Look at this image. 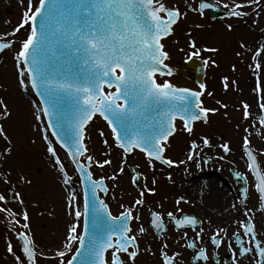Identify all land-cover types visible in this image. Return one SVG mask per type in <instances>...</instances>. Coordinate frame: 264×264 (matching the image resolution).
I'll list each match as a JSON object with an SVG mask.
<instances>
[{
  "label": "snow or ice",
  "instance_id": "obj_1",
  "mask_svg": "<svg viewBox=\"0 0 264 264\" xmlns=\"http://www.w3.org/2000/svg\"><path fill=\"white\" fill-rule=\"evenodd\" d=\"M248 2L257 4L259 0ZM188 6L201 15L206 9L214 7L207 0H201L195 8ZM224 7L229 8V5L225 4ZM243 7V3L234 4L228 15L246 16L248 13L240 11ZM182 15L186 13H182L178 7H166L162 0H39L38 6H34L32 0H29L28 9L23 13L20 24L11 33L14 36L26 25H30V34L22 42L15 57L19 70V86L24 91H35L41 98L42 105L36 109L34 115L37 122H42V117L48 118L43 139L47 142V152L54 160L53 166L58 167L63 177V184L71 185L73 177L69 175L57 154V148L49 138V130L51 136L66 150L74 171L78 172L84 185L83 211L76 202L75 190L70 189L67 202L70 214L74 213L76 222L70 226L66 242L55 253L59 257L58 264H135L140 246L130 222L140 220L141 217L133 216L131 207L119 216H114L108 204L97 196V189L105 194L109 191L105 178H94L91 169L93 166H111L113 161L110 157L114 146L121 150V163L109 177L111 180H116L125 173L128 157L137 150L145 154L153 171L155 161L172 166L176 161L167 158L165 152L168 147L166 142L177 131L175 120L178 117L183 120L184 130L191 134L193 121L199 120L201 114L206 121L207 114L215 111L201 106L200 97L203 92L178 87L167 80L160 83L156 79L157 73L164 75L165 70L168 75L172 74V70L165 63L169 53L164 50L161 40L172 33V26ZM7 35L9 34H4ZM12 46L13 42L0 39V52ZM191 46L196 47L195 41ZM205 50L217 51L214 48ZM261 51L264 49L257 50L254 60L260 57ZM255 67L259 69L261 64L256 63ZM223 79L227 89L228 77ZM105 88L114 91H105ZM200 88L204 89L205 85L201 83ZM257 88L259 89V77ZM243 107L247 119L250 115L249 105L245 103ZM259 108L264 110V102L259 104ZM0 109V121L11 117V109L2 97ZM97 114L107 122L113 137L110 143L104 130H99L102 143L106 147V158L103 160L90 154L89 146L85 142L87 127ZM259 122L264 125V116ZM0 136L7 144L0 152V158L7 159L12 155L14 145L2 122ZM203 142L205 145L209 144L207 138ZM197 147L193 141L188 160L194 158ZM222 147L225 152L230 150L227 145ZM244 147L248 156V167L256 179L255 188L259 193L260 208L264 211V170L261 169L257 156L253 154L247 136ZM236 175L241 176L240 173ZM21 179L25 183H31L24 176ZM0 183L9 184L10 176L0 172ZM131 183L139 189L141 198L135 200L137 206L144 204L145 192L156 191L155 188L148 187V177L139 171V165L132 166ZM151 183H157L155 177ZM243 194L247 199V187L243 188ZM183 199H178L177 204ZM0 202H3L0 204V212L16 217L15 211L4 206L8 203L4 194H0ZM18 202L24 203L23 199ZM21 215L25 221L23 229H29V211L25 208ZM167 216L178 230L194 228L202 223L195 216L177 217L173 212H168ZM245 216V220L237 221L239 229L233 233V238L239 245L238 255L245 258L251 256L253 259L250 264H264V241L257 238L252 216L247 212ZM81 218L82 232H78ZM14 223L20 225V220L15 219ZM149 226L157 233L166 231L163 215L153 211ZM138 232L141 235L146 234L148 228L140 224ZM221 232L224 236L228 235L226 229H217L210 237L216 248L224 243ZM182 235L187 236V233ZM16 236L21 242L26 260L16 255L11 241L7 244V252L18 264H37V245L30 231L17 232ZM244 237H250L247 246ZM75 244L79 247L67 259ZM228 246L235 259L237 252L232 248L231 240L228 241ZM167 247L168 244L164 243L161 250L163 264H175V257L179 253L169 256L163 250ZM188 247L195 249L197 245L193 241ZM196 259L207 261V249H199ZM236 264H239L238 260Z\"/></svg>",
  "mask_w": 264,
  "mask_h": 264
},
{
  "label": "rangeland",
  "instance_id": "obj_2",
  "mask_svg": "<svg viewBox=\"0 0 264 264\" xmlns=\"http://www.w3.org/2000/svg\"><path fill=\"white\" fill-rule=\"evenodd\" d=\"M215 1H220L222 4L234 3L232 0ZM197 2L198 0L167 1L169 6L178 7L182 13H186L174 27L173 35L164 40L165 48L169 53L168 63L178 71V74L171 78L172 81H167L179 86H192L186 78L182 63L190 55V50H194L191 47V39L196 41L198 47L206 45L211 46L210 48L218 47L217 53L215 51L207 54L209 62L206 83L208 88L203 89L202 95V107L215 109V111L207 114L206 121L195 123L191 134L184 130L182 122L178 121V130L167 142L168 147L165 152L167 158L176 161L169 168L154 162L155 170L153 171L149 167L146 156L137 151L128 157L125 173L119 175L116 180H111L109 177L121 163V150L115 146L111 152L110 158L113 161L111 166L104 168L93 166L91 171L94 177L103 176L105 178L111 190L107 195V200L116 211L134 207L139 213L145 207L135 205V200L141 197L139 189L131 183V165L133 164L139 165L141 173L148 177V187L155 189L156 184L153 185L151 181L153 177L156 179V175H174L173 177L168 176L167 179L162 177L156 181L160 187L177 188L182 187V183H188L189 175H207L209 171L212 172L208 173L209 175H232L230 170L235 169L244 175H252L248 162L239 149L247 136L264 170V125L259 122L264 116V110L259 108V104L264 102V51H261L260 57L253 59L257 50L264 49V3L250 20L247 17L241 21L236 19L227 21L211 20L207 14L202 16L192 9L190 11L188 5L195 8ZM32 3L38 6L39 0H32ZM28 4L29 0H0V39L13 40L15 43L13 48L0 55V97L8 103L12 113L10 118L0 122L4 124L14 145L10 157L0 158V172L6 170L10 176L9 184L0 183V194L8 198L6 188L12 186L20 193V199L24 201L20 204L10 202L8 199V203L4 204L5 207L17 213L14 218L0 212V264H18L15 258L7 252L9 241L13 244L14 251L20 249V243L15 236L16 231H30L39 253L37 264H58L59 257H56L55 253L66 242L68 230L75 223L74 213L70 214L71 210L67 202L70 189L75 190L76 202L82 210L80 201L82 196L80 195V199L78 197L79 191L82 193V188L78 173L74 171L66 152L58 145L49 131V138L56 146L57 154L64 162L69 175L73 177L71 185L63 184V177L58 167L53 166L54 160L47 152V142L43 139V133L47 127L44 117H42V122H37L34 115L36 109L40 107L39 102L31 89L24 91L19 86V70L15 57L21 49L22 42L30 34L31 28L30 25H26L14 36L11 33L20 24L23 13L28 9ZM228 24L232 26V30L228 29ZM195 25H199L200 28L198 29ZM5 33L9 35L4 36ZM256 63L261 64L259 69L255 67ZM222 77H228L227 89L224 86L225 82H222ZM258 77L259 89L257 88ZM11 94L24 96L26 99V105H22L16 112L9 103ZM245 103L249 105L250 115L247 119L244 116L243 105ZM100 129L104 130L109 142L112 143L111 133L99 117H95L88 125L85 142L89 146L90 154L103 160L106 158L104 156L106 147L99 135ZM205 138L209 141L208 145L203 142ZM193 141L198 145L195 149L196 155L192 160H188ZM223 145H227L230 150L225 152ZM5 147L7 144L0 136V152ZM205 156H216L217 160L207 162ZM21 176L31 180V183H25ZM141 186H143V181ZM149 193L153 194V192ZM147 198L150 199L151 196ZM25 208L30 214L29 229L22 227L25 221L21 213ZM257 211V221L262 224L259 226H264V215H261L259 210ZM61 213L65 218L60 216ZM15 219L20 220V225L14 223ZM65 230H67L66 238H64ZM258 230L261 235L264 229L261 230L258 227Z\"/></svg>",
  "mask_w": 264,
  "mask_h": 264
},
{
  "label": "flooded vegetation",
  "instance_id": "obj_3",
  "mask_svg": "<svg viewBox=\"0 0 264 264\" xmlns=\"http://www.w3.org/2000/svg\"><path fill=\"white\" fill-rule=\"evenodd\" d=\"M234 3L227 2L229 5L243 3L245 7L240 11L248 13L246 16H252L257 11L259 4H251L248 0H232ZM244 16V17H246ZM233 17V16H232ZM238 19L240 17H237ZM204 47L202 48V50ZM207 49V48H206ZM208 54L204 49L203 56ZM199 55H190V57ZM201 58V57H200ZM186 78L195 85L192 68L185 73ZM164 77H158V82L163 83ZM197 86V85H195ZM196 87H192L195 90ZM207 159L208 157L205 156ZM174 175H156V180ZM188 183H182V187H160L156 183V194L150 199H145V206L142 211L133 216L142 217L140 220H132L131 226L138 236L140 246L139 255L136 258L135 264H163L161 250L164 243L168 244L167 249H163L172 256L174 253H179L175 257V264H250L251 256L245 258L240 257L239 245L236 244L233 238V233L239 229L237 221L245 220V213L252 216L256 226L258 238L264 241V226H259L261 222L257 221V213L264 215V211L260 208L259 193L255 188L256 179L254 175H189ZM173 184V182H170ZM248 188V197L245 199L243 188ZM147 196L150 194L145 193ZM183 197L179 204L177 200ZM154 203V204H152ZM250 210V211H249ZM160 212L164 217L166 231L157 233L149 226L151 213ZM173 212L177 217L184 215L195 216L198 223L194 228L186 227L177 229L173 222L168 218L167 213ZM117 214V213H116ZM144 222V223H143ZM143 224L148 228L147 234L141 235L138 232V227ZM262 225V224H261ZM258 227L263 230L260 235ZM202 229V231H201ZM217 229H226L228 235L224 236L221 232V238L224 243L219 248H216L210 240V237ZM187 233L183 236L182 233ZM199 233V235H197ZM243 235V233H241ZM246 246L250 237H244ZM231 240L232 248L236 250L237 256L234 259L233 252L228 246V241ZM195 242L197 248L188 247V244ZM207 249L209 259L197 260L196 257L199 249ZM127 260V256L124 257Z\"/></svg>",
  "mask_w": 264,
  "mask_h": 264
},
{
  "label": "water",
  "instance_id": "obj_4",
  "mask_svg": "<svg viewBox=\"0 0 264 264\" xmlns=\"http://www.w3.org/2000/svg\"><path fill=\"white\" fill-rule=\"evenodd\" d=\"M169 6V5H168ZM173 8V7H172ZM215 14H217V12H215V13H213V15L212 16H215ZM219 14H221V13H219ZM1 53V52H0ZM194 68H195V72H196V80L198 81V82H202V77H203V71H202V68L201 67H197V71H196V66H194ZM176 85V84H175ZM177 86H179V85H177ZM106 89V88H105ZM39 98H40V96H38ZM40 100H41V98H40ZM121 103H123V101H120ZM179 118V117H178ZM46 119H48L47 117H46ZM200 119H204L203 118V114H201V118ZM45 120V119H44ZM194 122V121H193ZM192 122V123H193ZM243 149H244V151L246 152V149H245V147L243 146L242 147ZM251 148V147H250ZM251 150H252V148H251ZM253 151V150H252ZM253 154H255L254 153V151H253ZM256 155V154H255ZM246 156H247V154H246ZM257 156V155H256ZM247 158H248V156H247ZM257 159H258V157H257ZM258 163H259V161H258ZM5 173V175H7V173L6 172H4ZM101 177H103V176H101ZM98 178H100V177H98ZM83 188H84V185H83ZM100 189H97V196L99 197V191ZM88 191H89V196L91 197V189H90V187H89V189H88ZM8 193H9V195H10V199L11 200H14V201H18V197H17V195L15 194V192L12 190V189H8ZM99 199H101L100 197H99ZM71 253L69 254V256H68V259L71 257ZM74 264H78V262H74Z\"/></svg>",
  "mask_w": 264,
  "mask_h": 264
},
{
  "label": "bare ground",
  "instance_id": "obj_5",
  "mask_svg": "<svg viewBox=\"0 0 264 264\" xmlns=\"http://www.w3.org/2000/svg\"><path fill=\"white\" fill-rule=\"evenodd\" d=\"M18 102V105H17V102ZM25 97L24 96H19V95H15V94H11L9 96V103H10V106L12 109H14V111H18L20 107L25 106L26 105V102H25ZM68 158V157H67ZM66 231L65 230V234H64V238L66 236ZM59 243V242H58Z\"/></svg>",
  "mask_w": 264,
  "mask_h": 264
}]
</instances>
